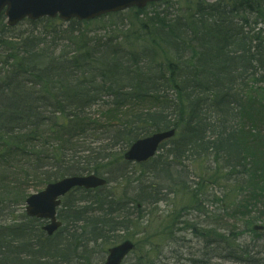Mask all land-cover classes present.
Returning a JSON list of instances; mask_svg holds the SVG:
<instances>
[{
    "label": "trees",
    "instance_id": "trees-1",
    "mask_svg": "<svg viewBox=\"0 0 264 264\" xmlns=\"http://www.w3.org/2000/svg\"><path fill=\"white\" fill-rule=\"evenodd\" d=\"M168 3L91 21L27 20L26 34L0 16V217L7 216L0 218V264L101 263L124 231L148 230L149 205L175 192L190 193V207L199 204L203 183L190 181V169H179L185 163L198 167L205 184L206 177L237 180L249 205L264 206V0H198L185 16L156 10L135 39L88 29ZM40 26L51 41L37 33ZM169 129L176 135L161 145L166 150L135 164L146 170L129 177L124 152L136 140ZM208 161L215 167L205 168ZM90 173L106 177L108 185L75 188L63 197V226L52 236L43 230L45 221L12 216L30 188L36 192ZM116 178L134 182L119 190L110 186ZM175 214L144 239H160L183 223ZM191 225L193 234L234 262L264 264V255H249L235 243L233 231ZM135 241L136 253L142 241ZM137 256L123 264H156L149 251Z\"/></svg>",
    "mask_w": 264,
    "mask_h": 264
},
{
    "label": "rangeland",
    "instance_id": "rangeland-1",
    "mask_svg": "<svg viewBox=\"0 0 264 264\" xmlns=\"http://www.w3.org/2000/svg\"><path fill=\"white\" fill-rule=\"evenodd\" d=\"M169 1H171V3L162 4L156 7H148L143 15L135 12L128 13L122 15V17L109 18L101 23L90 24L88 25V29L90 31H94V29H96L94 32L101 34L105 32L104 30H109L116 36L135 39L141 35L139 32L141 23L148 21L154 11L169 10L168 14L171 17L176 15L185 16L188 9L192 7L193 2L198 0ZM204 1L213 2L218 0ZM5 23L7 24L6 21ZM29 28L30 26L27 21H22L15 26V32L26 34V30ZM37 33L43 38H47L48 41H51L52 39V34L45 31L41 26L39 27ZM165 150L166 148L160 149L159 153H163ZM199 162L200 161H197L195 163L200 166L201 162ZM185 164L186 168H178L184 173H188L187 170L190 169L194 175L190 178V181H200L203 183L204 190L201 192L203 195L199 197V204L195 207H190L191 194L186 192H175L169 194L165 200H161L159 203L154 205H149L146 216L148 219L147 224L149 225L148 230L146 231L145 229L146 232H144L141 228L132 227L129 232H123V235L127 234L123 236L122 240L129 238L128 234H130L133 235L130 237L133 238V240L142 241L140 251H137L136 253L134 252L130 256L131 261H135L138 257L137 255H143L149 251V262L156 261V264H192V262H190L191 260L198 261L200 259H203L204 263L208 264H245V261L234 262L232 258L226 257L227 251H223L222 249L215 250L216 245L214 243H209L208 245L205 238L199 236L197 237L193 234V229H190L192 223L198 225L199 228L206 227L207 224H209L213 230H216L218 227L219 232H224L230 235L233 231L234 235L237 237L235 242L241 245L245 244L247 250L250 252L249 255L254 257L263 256L264 253L259 252V250H261V246L264 243H255L256 240H263V237L260 233L257 234V232L253 231L252 227L255 224L264 225V206L256 201H251L252 204L249 205V201L245 199V194H240L237 180L229 182H213L206 177L205 179L208 183L205 184L206 182H203L199 176L200 171L198 167H195L194 165L192 166L191 163ZM210 165H212L213 168L215 167V164L210 161L206 162L203 166L206 168L210 167ZM129 166V177H133L135 179L137 178L139 172L141 170H146L147 167L144 165L142 167L144 169H140L139 167H136L137 165L134 163H130ZM136 171L137 173H135ZM210 171L212 172V170ZM204 176H206V174H204ZM116 180L117 181L113 182L110 186L117 187L119 190H123L124 187L128 186V184L130 186L134 182V180H132L131 183H125L126 181L121 178H116ZM31 193H34L33 188L29 189V194ZM216 198L219 200L217 201ZM25 205L26 204H17L15 208H13L14 213L12 216L15 215L14 217L20 218L25 213ZM221 205L223 207L226 205V208L228 207L227 211L225 208H222ZM173 211L176 212L175 217H179V220L184 222L177 224L175 227L173 226L172 231H169V233L160 234V239L157 238L155 241H151L150 239L145 240V235H152L158 232L159 229L164 228L165 225L168 226L165 223L169 221V216ZM215 215L221 216L217 222L214 219ZM12 216L8 217L11 219ZM0 218L3 221L7 219V216H1ZM250 220H255L252 225L248 224V221ZM210 239H215V237L213 236ZM150 242H152V244H150ZM154 242L156 245L153 247ZM255 252L257 254H254ZM100 257H104L102 253L101 255L96 256L97 259ZM222 257H225V259ZM99 262L100 261H98V264L102 263Z\"/></svg>",
    "mask_w": 264,
    "mask_h": 264
},
{
    "label": "water",
    "instance_id": "water-1",
    "mask_svg": "<svg viewBox=\"0 0 264 264\" xmlns=\"http://www.w3.org/2000/svg\"><path fill=\"white\" fill-rule=\"evenodd\" d=\"M155 1L160 0H0V15L5 13L9 26H15L24 19L38 20L43 17H59L65 21L73 18L92 20L130 7L144 8ZM174 135L173 129L139 139L131 145L124 157L128 161L145 162L156 154L164 140ZM106 183V179L95 174L64 177L31 194L26 199V213L30 217L48 220L44 230L52 235L62 225L57 218V208L63 196L75 187L96 188ZM262 228L263 226H255V229ZM134 249L135 244L131 240H125L109 249L102 264H122Z\"/></svg>",
    "mask_w": 264,
    "mask_h": 264
},
{
    "label": "flooded vegetation",
    "instance_id": "flooded-vegetation-1",
    "mask_svg": "<svg viewBox=\"0 0 264 264\" xmlns=\"http://www.w3.org/2000/svg\"><path fill=\"white\" fill-rule=\"evenodd\" d=\"M259 232H260L261 236H264V230L259 231ZM255 243L256 244H258V243L262 244V243H264V240H256ZM262 248H263V245L261 246V250H259V252H264V249H262Z\"/></svg>",
    "mask_w": 264,
    "mask_h": 264
}]
</instances>
